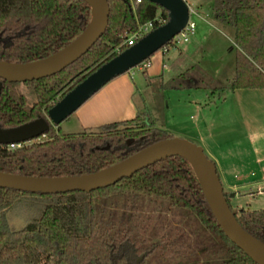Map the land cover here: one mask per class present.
<instances>
[{
	"label": "trees",
	"instance_id": "trees-1",
	"mask_svg": "<svg viewBox=\"0 0 264 264\" xmlns=\"http://www.w3.org/2000/svg\"><path fill=\"white\" fill-rule=\"evenodd\" d=\"M107 2L105 32L76 61L39 78L0 77L1 126L45 116L69 88L115 56L116 47H129L124 44L128 33L149 21L157 27V16L162 23L168 20L167 11L148 0L133 6L130 0ZM212 12L235 32L231 86L264 87V0H214ZM91 17L84 0H0V60L24 63L49 56L74 40ZM20 83L33 90V102L18 88ZM219 84L195 65L166 82L170 87L210 89ZM167 137L171 135L155 126L145 106L134 117L103 123L96 131L64 134L49 124L44 134L14 148L0 143V170L38 176L88 173ZM224 193L232 209L229 193ZM20 195L53 201L38 218L13 229L7 210ZM234 214L264 243V207L240 208ZM0 264L258 263L223 232L193 165L174 154L89 190L47 193L0 186Z\"/></svg>",
	"mask_w": 264,
	"mask_h": 264
},
{
	"label": "water",
	"instance_id": "water-1",
	"mask_svg": "<svg viewBox=\"0 0 264 264\" xmlns=\"http://www.w3.org/2000/svg\"><path fill=\"white\" fill-rule=\"evenodd\" d=\"M84 1L90 5L92 17L87 27L74 40L53 54L35 61L14 63L0 60V77L24 81L47 76L65 68L86 53L107 28L109 5L107 0ZM148 1L158 4L167 11L168 20L165 23L153 28L133 45L89 72L54 101L47 108L45 116L15 126L0 125V143L24 142L44 134L49 124H59L107 81L149 58L186 25L189 9L185 1ZM1 87L0 81V92ZM174 154L184 156L193 165L207 203L223 232L258 264H264V243L248 232L237 220L226 199L213 160L200 145L183 137L171 136L156 140L109 166L88 173L38 176L0 170V186L47 193L73 189L89 190L131 176L138 169ZM261 190L263 191L264 187Z\"/></svg>",
	"mask_w": 264,
	"mask_h": 264
},
{
	"label": "crops",
	"instance_id": "crops-1",
	"mask_svg": "<svg viewBox=\"0 0 264 264\" xmlns=\"http://www.w3.org/2000/svg\"><path fill=\"white\" fill-rule=\"evenodd\" d=\"M213 2L214 0H198L196 5L197 15L204 24L203 27H206L205 31L212 26V22L226 25L214 19ZM170 49L174 51L166 59L150 58L151 64L143 69L144 77H139L138 82L132 73L124 72L111 78L88 97L76 111L82 127L99 128L106 122L132 118L145 106L149 109L155 125L165 129V120L162 116L155 117V110L160 113L171 97L178 99L176 103L183 101L180 91L182 89H206L170 87L166 82L194 65L210 74L204 56L198 54L194 42L169 48L166 52L161 51V54L168 53ZM162 91H169L165 93L167 98ZM232 92L234 107L229 121L226 117L221 123L208 121L205 110L196 104L203 98H196L194 94L190 96L189 93L186 98L190 104L194 102L198 109L197 117L188 126L183 121V113L177 112L176 117L181 118L182 124L201 141V145L216 164L222 185L232 190L233 195L243 193V188L250 189L247 194L261 192L264 184L255 190L251 189V185L264 181V87L233 88ZM257 174H260L259 179H249V175Z\"/></svg>",
	"mask_w": 264,
	"mask_h": 264
},
{
	"label": "rangeland",
	"instance_id": "rangeland-1",
	"mask_svg": "<svg viewBox=\"0 0 264 264\" xmlns=\"http://www.w3.org/2000/svg\"><path fill=\"white\" fill-rule=\"evenodd\" d=\"M186 1L188 4H190L195 12L191 15V20L195 22L196 26L194 34L189 37L188 42L181 43L178 46L182 47L194 42L195 46H197L198 54H202L204 56L206 62L205 64L208 67V69H206L208 72H210L212 78L216 79L220 84L218 88L215 89H182L180 91L183 95V101L176 103L178 99H174L173 97L168 98L169 103L165 104V108L160 110V113H157V110H155L154 116H162V119L165 120L164 130L171 136L189 139L203 148L201 141L198 139L195 133L186 127L185 124H182L181 118L176 117L178 116L177 112L181 114L183 113V121H185L187 126L190 125V121L192 119L197 117L198 109L194 106V102L190 104L188 102V98H186V95L189 93L190 96L194 94V97L196 98H203L196 104H198L202 110H205V114L207 115L206 119L208 121H211L215 124L221 123L223 122L224 117H226V119L229 121V117L232 116V110L234 107V94L232 92L233 87L231 86V79L235 74V32L231 26L221 25L215 22H212V26L207 27L208 29L205 31L206 27H203L204 24L201 23L197 15L198 13L196 5L198 0ZM173 51V49H170L168 53L161 54V50H158L152 54L150 58H155L156 60H160L161 58L166 59L171 53H173ZM126 72L132 73L137 82L139 77H144L143 69L137 67L130 68ZM18 88L26 94L29 103L34 101V93L29 86L20 83ZM248 91L251 90L249 89ZM167 92L169 91H162L164 95ZM167 96L168 95H165L166 98ZM78 107L69 115V118H65L58 125H55L59 126L60 133L67 134L98 130V127H82L76 115ZM245 147L248 146L245 145ZM203 150L207 154L206 149L203 148ZM217 151L219 152V149ZM257 178H260V174L249 175V179L256 180ZM262 184H264V181L254 183L251 185V189L255 190ZM223 189L229 193L230 204L234 211H238L240 208L253 210L264 207V191L247 194L246 192L250 189L243 188L244 192L242 191L243 193H238L235 196L231 195L232 190H230L227 186L223 185ZM50 200L53 201L52 199L48 198L20 195L13 205L7 210L10 226L13 229H18L24 226L27 222L38 218L44 205Z\"/></svg>",
	"mask_w": 264,
	"mask_h": 264
},
{
	"label": "built area",
	"instance_id": "built-area-1",
	"mask_svg": "<svg viewBox=\"0 0 264 264\" xmlns=\"http://www.w3.org/2000/svg\"><path fill=\"white\" fill-rule=\"evenodd\" d=\"M186 2L188 9H189V18L188 21L186 23V25L183 27V29H181V31L179 33H177L166 45H164L162 48H160L159 50L166 52L169 48L172 47H177L178 45H180L181 43L187 42L189 40V37L191 35L194 34V30H195V22L191 20V15L194 14V10L193 8L190 6V4L187 3L186 0H183ZM141 2V0H130L131 5L133 6L135 3H139ZM155 22H157L159 25L162 24V19L160 16H157L155 18ZM154 27V21H149L143 25H139L137 27V29L134 32L128 33L126 38L124 39V44L126 46H131L133 45L139 38H141L143 35H145L146 33H148L150 30H152ZM169 45V47H168ZM115 52L119 53L120 49L119 47L115 48ZM151 62H150V57L143 60L141 63H139L137 66V68L140 69H145L148 68L150 66ZM21 142H13V143H8V147L10 148H14L18 145H20ZM264 169V165L262 167ZM264 179V177H263Z\"/></svg>",
	"mask_w": 264,
	"mask_h": 264
}]
</instances>
